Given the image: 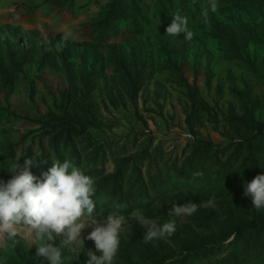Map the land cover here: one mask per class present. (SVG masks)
Segmentation results:
<instances>
[{
	"label": "rangeland",
	"instance_id": "1",
	"mask_svg": "<svg viewBox=\"0 0 264 264\" xmlns=\"http://www.w3.org/2000/svg\"><path fill=\"white\" fill-rule=\"evenodd\" d=\"M110 1L0 0V173L10 172L29 151L34 160L42 154L50 163L70 160L94 179L95 187L124 160L120 186L123 193L130 189V196L111 202L114 212L104 211L108 193L95 188L93 197L97 220L110 214L125 217L113 264H219L229 252L231 237L216 242L213 225L195 228L192 215L174 220L180 242L205 245L187 251L171 237L144 243L146 229L135 215L166 223L160 212L173 197L198 205L213 197L215 205L251 203L244 195L247 183L234 174L245 153L230 155L240 137L250 134L235 120L264 125V41L248 42L228 59L229 49L207 33L213 21L252 28L264 27V18L255 10L256 1L233 7L230 0H214L217 7L212 11L209 0H180L172 10L187 17L194 34L187 40L183 33L166 35L173 14L162 11L157 0H117V16L101 28L98 23ZM134 81L136 93L130 96ZM72 100L83 101L91 110L87 132L93 143L77 138L74 151L60 143L54 150L50 136L41 135L35 121H44L48 112H67ZM251 143L261 146L258 155L264 159V142ZM95 145H101L102 155H93ZM184 163L186 175L180 171ZM31 171L35 175L37 168ZM136 171L145 184L153 183L145 199L134 191ZM148 197L151 205L146 207ZM129 205L130 211L123 212ZM91 230L85 228L82 238ZM17 239L15 246L11 241L0 246V263L48 264L36 255L31 241ZM63 239L57 237L55 245L61 246ZM61 251L63 264H86L89 251L101 254L87 239ZM247 264H264V256Z\"/></svg>",
	"mask_w": 264,
	"mask_h": 264
},
{
	"label": "clouds",
	"instance_id": "2",
	"mask_svg": "<svg viewBox=\"0 0 264 264\" xmlns=\"http://www.w3.org/2000/svg\"><path fill=\"white\" fill-rule=\"evenodd\" d=\"M209 7L216 10L214 0H209ZM203 14L206 17L207 9ZM172 17L166 35L175 37L183 33L185 39L191 40L194 34L188 28L187 17L179 12ZM45 164H48L46 159L25 158L22 166L17 161L10 168L12 176L9 180H0V246H7L9 241L15 246L19 243L17 237H21L31 241L36 246V255L45 258L48 264H63L61 248L87 239L94 242L96 251L101 254L97 256L89 251L86 264H113L125 217L110 214L97 220L94 217V179L68 159L53 161L40 176L31 171V168ZM244 195L251 198L252 206L257 210L264 209V175L258 174L247 183ZM214 199L200 205L193 202L174 204L168 216H191L198 207H214ZM135 220L146 229L143 236L146 244L170 237L176 231L174 220L160 224L142 214H136ZM87 227L92 230L82 238V231ZM60 236L64 239L61 246H56L54 241Z\"/></svg>",
	"mask_w": 264,
	"mask_h": 264
},
{
	"label": "trees",
	"instance_id": "3",
	"mask_svg": "<svg viewBox=\"0 0 264 264\" xmlns=\"http://www.w3.org/2000/svg\"><path fill=\"white\" fill-rule=\"evenodd\" d=\"M116 1L111 0L109 3V10L105 14L104 18L99 21L101 28L106 27L112 19L117 16L116 10ZM257 3L255 10L259 12V15L264 18V1L263 3L260 0H230V3L233 7L235 6H246L254 5ZM161 6V10L172 13L173 6L181 5L180 0H157ZM228 2V1H227ZM251 6V7H252ZM135 13H138V9L133 5ZM214 22V21H213ZM208 26L207 35L211 39H216L218 44L229 49V56H237L239 51L244 49L248 42H251L253 45L261 43L264 41V27H258L253 25L252 28H249L244 23H236L234 26H223L219 23H213ZM82 85L85 87L86 81L82 80ZM136 81L129 86V95L133 96L136 93ZM118 98H121L118 96ZM111 103H114L113 100H110ZM12 115V114H11ZM45 120H36L35 123L41 125V135L50 136V147L56 149L57 144H62L64 147H68L74 151V139L80 138L83 139L86 144L91 145L93 139L89 136L87 132V127L92 126V113L90 108L83 103V101L72 100L71 104L67 108V112H62L60 115L48 112L45 115ZM237 127L239 129L248 130L250 134L247 136H241L240 140L235 144L232 149L230 157H238L239 152H244L245 154L241 157L239 168L235 170V175H241V178L238 179L240 183H249L256 175H264V159H259V150L260 145L253 146L251 141L255 139L258 140V143L264 142V125L253 122L251 119H238L235 120ZM243 150V151H242ZM196 151V150H193ZM93 155L100 154L102 155L101 145H95L93 149ZM72 154V152H71ZM92 157V151H91ZM30 158V152L26 151L18 161L22 166L24 159ZM47 160L48 164H45L41 167H36L37 172L35 175L40 176L42 171H46L48 167L51 166L50 160L41 155L39 160ZM232 161H234L232 159ZM231 161V162H232ZM124 160H121L114 171V173L100 178L95 182V188L100 189L102 192H106L109 195V202L105 205V212L113 211L110 207L111 202L113 201H124L130 196V189L123 193L120 186V180L122 176V168L125 165ZM189 164V160H188ZM229 165V164H228ZM186 164L182 165L180 171L186 175ZM12 173L4 171L0 173V180L7 181L11 178ZM135 180L138 183V188L135 191L137 196H141V199L147 197V192L153 190V183L145 184L140 178L139 172H135ZM157 194L161 190H156ZM150 197L146 198L149 199ZM150 199L144 202V206L151 205ZM188 199L185 198H176L173 197L170 203H167V206L160 212V219L166 220H176L179 217H169V210L172 208V205H183L188 203ZM141 205V200H140ZM215 205V204H214ZM132 206H128V209L123 210V212H129ZM119 214L121 209L116 210ZM198 214H193L190 217L191 223L194 224L195 228L203 229L206 228L208 224L214 228V233L212 234L213 239L216 242H223L230 238L227 242V247L229 248L228 254L222 258L219 264H247L253 258L263 257L264 256V209L257 210L252 203L247 204V202L234 201L232 203H219L214 207H200ZM114 212V211H113ZM194 234V233H193ZM171 239L187 251H196L200 247L205 245H199L197 248L192 244L190 246L187 242H180L175 234L170 236ZM200 242L201 239L194 237ZM211 250L217 248L211 246ZM4 264V263H0ZM217 264V263H212Z\"/></svg>",
	"mask_w": 264,
	"mask_h": 264
}]
</instances>
